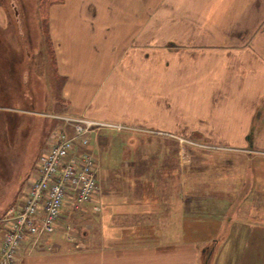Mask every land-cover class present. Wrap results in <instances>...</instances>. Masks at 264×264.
Listing matches in <instances>:
<instances>
[{"label": "crops", "instance_id": "0c3cea01", "mask_svg": "<svg viewBox=\"0 0 264 264\" xmlns=\"http://www.w3.org/2000/svg\"><path fill=\"white\" fill-rule=\"evenodd\" d=\"M178 3L175 10L162 1L140 23L124 19L126 26L116 0L49 4L44 44L60 82L56 117L126 125L103 127L119 132L132 126L133 152L113 168L94 154L99 188L91 200L80 207L68 200L59 225L37 241L27 237L17 264H264V0ZM11 4L0 0V62L9 65L0 70V92L25 104L0 105V235L7 209L32 180L16 183L8 167L32 140L36 98L27 94H37L40 82L27 90L28 73H21L32 56L21 26L29 25L30 9ZM10 28L16 44L6 36ZM106 32L117 44L110 56L119 57L117 68L89 53L107 42ZM39 123L36 135L45 127ZM100 130L93 131L98 148L110 150ZM202 142L241 150L205 152ZM85 145L78 141L79 149Z\"/></svg>", "mask_w": 264, "mask_h": 264}, {"label": "rangeland", "instance_id": "374dc122", "mask_svg": "<svg viewBox=\"0 0 264 264\" xmlns=\"http://www.w3.org/2000/svg\"><path fill=\"white\" fill-rule=\"evenodd\" d=\"M14 4L11 6L17 7H27V9H30L29 14L27 13V16L30 18L29 25H25L24 22H22V27H25L26 29H23V37L22 40L25 43L26 50L31 51L32 56L30 58L27 57V61L25 62V65L23 66L21 73H28V79L25 81V84L27 86V90L29 89L30 84L32 81L35 83V79H40V82L37 85V91L38 93L33 95L32 93L27 94L28 98L33 97L36 98V105L34 110H32V115L36 116V124L32 125L30 124V127L33 126V133H32V140L27 145L26 149L20 150V158H16L17 160L11 165V167H8V169L11 168V172L14 173L15 178L17 179L15 182H20L26 184L29 179H32L36 173L38 163L40 161V158L45 155L47 149L49 148L52 137L55 135L56 131L60 128L57 127L56 123H61V119L58 118L59 115L56 117V112H59L60 107L58 108V105H53L52 101L56 99V97L59 99V89H60V82L57 80V78H54L55 68L53 67L52 63L50 62V58L48 56L47 48L44 44V38L47 39V15L43 13V7H46V3L44 5L43 0H12ZM164 1L165 4L170 5L171 8H174L175 10H178L179 3L178 0H116L118 5H121L122 8V25L126 26V22L124 19H127L129 17L132 18L135 17V22L140 23L142 17H146L145 12L151 9H154L156 6L160 5ZM11 2V1H10ZM43 6V7H42ZM204 6H209V4L205 3ZM133 7V14L132 11H129L128 8ZM37 8H40L38 10ZM36 10L40 11V13H35ZM255 10V7L252 8V11ZM135 12V13H134ZM133 15V17H132ZM130 21H128L129 23ZM96 27L95 32L98 33L97 28V22L95 21L94 28ZM126 30H122L119 32L122 38V41L120 43V50H123L126 46V38H123L125 36ZM5 32H7L6 36L9 38L8 40L11 41L13 44H16L18 41L17 34L15 35V31L13 28L7 29ZM118 33V32H117ZM103 35L107 36V42L100 41L95 44V46L89 51V53H96L99 54V56L104 57V61H109L110 65L115 64V67L117 68V65L121 63V61L118 63L119 57H115L112 60L110 59L111 54H113V50L115 45L117 44L115 42H112L111 35H108V33H103ZM28 39L31 40V43L28 41ZM111 41V42H110ZM117 41V36H116ZM22 45L21 46H13V49L16 50H23ZM1 49V48H0ZM2 58V57H1ZM0 58V59H1ZM9 65L6 62H0V70L3 68H7ZM114 66V65H113ZM112 66V67H113ZM32 73V74H31ZM38 73L40 75H38ZM129 73V72H128ZM31 74V77H30ZM1 75L0 73V83H1ZM32 78V80L30 79ZM1 86V84H0ZM57 100V99H56ZM60 100V99H59ZM7 104L10 106V108H16L18 106L23 107L24 102L21 99V96L12 93L10 95H4L0 92V105ZM12 110V109H11ZM17 110L15 109V113L17 114ZM22 110V109H21ZM20 110V111H21ZM39 120H41L45 127L42 128L40 133L37 131V135L35 134V129L38 127ZM129 127V128H128ZM264 129V128H263ZM147 132L143 133H149V129H145ZM135 132V131H134ZM100 134L111 138L110 143V150L104 151L105 149L100 150L98 148V143L95 137V133H91L90 136V142L88 147L92 149L93 153L96 155H99L101 157L103 162V167H110L113 168L115 166L114 162H120L123 161L124 158L122 156L126 153V156H130L133 152V127L127 126V129L119 131L115 130H108V128H101ZM51 137V141L45 143L47 137ZM48 144V145H47ZM205 145H198L201 147L202 151L205 152H236L241 150V148H236L232 146L230 143L226 142H203ZM258 145V143H257ZM45 146H48L46 149L42 150ZM186 146H191L190 143H186ZM193 147V145H192ZM261 147H264V143ZM228 152V153H229ZM261 158L264 159V152L261 155ZM2 170V168H0ZM8 174V172H7ZM19 176H21L19 178ZM252 176V175H251ZM250 177V176H249ZM13 178V176H12ZM28 179V180H27ZM246 183H249V178L247 175V181ZM248 184H245V189L241 191V194H246L249 189ZM26 190H24L22 194L25 193ZM252 191V189L250 190ZM19 192V191H18ZM20 194V193H18ZM251 197V196H250ZM18 202V201H17ZM246 214H251V210L245 209ZM261 213V212H260ZM254 215V213H252ZM256 215V213H255ZM257 216V215H256ZM260 216H263L260 214ZM255 217V216H254ZM264 217V216H263ZM4 218V217H3ZM60 219V218H58ZM58 220L56 221V223ZM54 224L50 229L47 231H52L55 228ZM59 225V224H58ZM64 231L66 236H69L67 234L70 230V223H66L63 225ZM45 233V232H44Z\"/></svg>", "mask_w": 264, "mask_h": 264}, {"label": "built area", "instance_id": "2783aa9c", "mask_svg": "<svg viewBox=\"0 0 264 264\" xmlns=\"http://www.w3.org/2000/svg\"><path fill=\"white\" fill-rule=\"evenodd\" d=\"M72 129H59L40 158L34 178L22 201L8 209L6 228L0 235V264H17L29 235L37 241L60 217L68 199L76 207L89 201L98 188L97 161L78 141L102 127L124 125L88 117L59 116Z\"/></svg>", "mask_w": 264, "mask_h": 264}, {"label": "trees", "instance_id": "16d2710c", "mask_svg": "<svg viewBox=\"0 0 264 264\" xmlns=\"http://www.w3.org/2000/svg\"><path fill=\"white\" fill-rule=\"evenodd\" d=\"M57 1H60V0H43V3H44V5H45V3H46V7H43V13L45 14V15H47V12H48V6H49V4L50 3H52V2H57ZM47 18V17H46Z\"/></svg>", "mask_w": 264, "mask_h": 264}]
</instances>
